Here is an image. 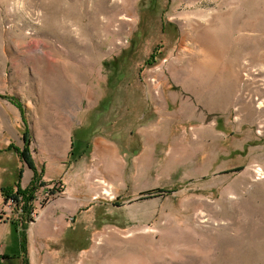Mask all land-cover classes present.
Returning <instances> with one entry per match:
<instances>
[{
	"label": "rangeland",
	"instance_id": "obj_1",
	"mask_svg": "<svg viewBox=\"0 0 264 264\" xmlns=\"http://www.w3.org/2000/svg\"><path fill=\"white\" fill-rule=\"evenodd\" d=\"M2 101L156 128L123 198L94 178L69 264H264V0H0Z\"/></svg>",
	"mask_w": 264,
	"mask_h": 264
},
{
	"label": "crops",
	"instance_id": "obj_2",
	"mask_svg": "<svg viewBox=\"0 0 264 264\" xmlns=\"http://www.w3.org/2000/svg\"><path fill=\"white\" fill-rule=\"evenodd\" d=\"M71 105L67 101L51 113L44 111L41 123L32 125L26 124V112L18 103L0 102V211L3 189H28L37 179L34 216L26 225L20 217L0 221V256L10 257L1 264H23L25 240L29 264H69L79 234L92 228L93 199L101 188L94 178L109 182L123 198L132 189L131 181L150 173L156 128L137 132L138 143L128 147L125 140L134 139L131 132L126 135L124 127L117 126L91 129L87 119L92 109H86L78 123ZM24 148L27 160L20 154ZM150 188L145 185L132 193L144 195Z\"/></svg>",
	"mask_w": 264,
	"mask_h": 264
},
{
	"label": "trees",
	"instance_id": "obj_3",
	"mask_svg": "<svg viewBox=\"0 0 264 264\" xmlns=\"http://www.w3.org/2000/svg\"><path fill=\"white\" fill-rule=\"evenodd\" d=\"M11 148H14L16 151H18L17 148L10 146ZM27 150V148H24V150H22L20 152V154L24 157V159L27 160L25 151ZM30 163V162H29ZM36 188H37V179L34 180L32 186L28 189H20L19 187L16 189L15 192L9 190V189H3L2 195L4 196V198H14L16 199L18 202H22L21 208H22V213L21 215H19L18 217H20L21 220L25 221L24 225H26V222L29 221L32 217H31V212L33 211V201L36 198L35 192H36ZM155 190V189H154ZM153 190H149L144 192L145 194H149L151 193ZM143 193V194H144ZM25 240V239H24ZM22 248H23V264H29V260L27 257V249H26V240L23 242L22 244ZM6 258H10L7 256H0V259L4 260ZM1 264V261H0Z\"/></svg>",
	"mask_w": 264,
	"mask_h": 264
},
{
	"label": "built area",
	"instance_id": "obj_4",
	"mask_svg": "<svg viewBox=\"0 0 264 264\" xmlns=\"http://www.w3.org/2000/svg\"><path fill=\"white\" fill-rule=\"evenodd\" d=\"M3 204H4L5 210H3V212L2 210L0 211V220H4L6 218H12L14 216L17 217L21 215L22 202H18L16 199L10 197V198H5ZM4 216H7V217H4ZM33 216H34V210L31 212V217Z\"/></svg>",
	"mask_w": 264,
	"mask_h": 264
},
{
	"label": "bare ground",
	"instance_id": "obj_5",
	"mask_svg": "<svg viewBox=\"0 0 264 264\" xmlns=\"http://www.w3.org/2000/svg\"><path fill=\"white\" fill-rule=\"evenodd\" d=\"M188 242H189V240H188ZM163 244V243H162ZM189 244V243H188ZM191 244V243H190Z\"/></svg>",
	"mask_w": 264,
	"mask_h": 264
}]
</instances>
